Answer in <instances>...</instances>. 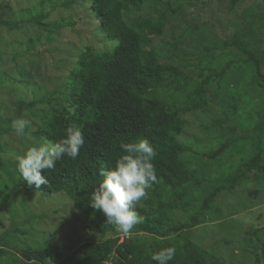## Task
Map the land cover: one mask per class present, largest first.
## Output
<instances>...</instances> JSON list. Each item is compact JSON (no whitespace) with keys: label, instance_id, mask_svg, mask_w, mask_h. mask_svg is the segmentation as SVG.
<instances>
[{"label":"trees","instance_id":"trees-1","mask_svg":"<svg viewBox=\"0 0 264 264\" xmlns=\"http://www.w3.org/2000/svg\"><path fill=\"white\" fill-rule=\"evenodd\" d=\"M226 2L227 10L235 11L243 0ZM145 7L148 11H144ZM179 8L173 0H89V10L99 23L102 39L112 46L102 51L92 44L84 47L70 68L66 90L61 92L62 100H55L56 106L38 114L40 125L33 131L42 142L55 143L65 136L69 126H79L85 143L75 160L63 156L54 170H42L48 185L39 188L29 185L19 175L17 164L16 171L18 182L38 191L42 197L65 193L85 226L97 237L80 242L58 256L62 249L59 246L55 258L47 243L22 248L11 244L6 235L19 231L16 223L0 235V264H156L152 254L172 245L177 251L169 264H229L195 243L190 231L205 214L224 217L216 201L221 192H232L248 177L264 183V112L244 137L252 141V155L238 164L226 165L215 176L200 173L183 161L190 148L177 139L184 126L179 114L209 109L223 77L236 62H239L237 69L249 70V84L264 90L261 69L264 13L255 5L244 8L241 26L224 37L214 35L211 39L208 30L196 23L179 29L178 33L170 29L167 34L165 27L177 16ZM35 22L44 26L39 17ZM165 33L167 38L155 45L154 38ZM199 36L202 41L198 40ZM188 38L200 47L201 57H206V62L194 72L187 70L189 63L166 59L167 51L173 54L180 45L192 48L185 44ZM213 81L218 86L210 93ZM36 103L20 100L15 116L3 121L4 125ZM140 138H147L156 149L153 163L157 180L137 205L145 221L132 232H144L148 236L137 240L134 236L120 237L115 226L108 224L104 215L91 206V196L102 180L100 169L114 167L124 154L121 143ZM232 141L222 143L208 157L218 161ZM218 165L223 164L218 161ZM1 170L5 172L0 155ZM256 192L254 189L250 195L256 197ZM172 209L185 212L189 220L175 222ZM251 228L248 227L241 241L259 250L254 256V264H259L264 259V241L257 233H264V221Z\"/></svg>","mask_w":264,"mask_h":264},{"label":"rangeland","instance_id":"rangeland-1","mask_svg":"<svg viewBox=\"0 0 264 264\" xmlns=\"http://www.w3.org/2000/svg\"><path fill=\"white\" fill-rule=\"evenodd\" d=\"M173 1L180 8L165 27L167 34L170 29L178 33L179 29L196 23L208 30L211 39L214 35L224 37L242 25L240 15L244 8L255 5L264 13V3L260 0H243L235 11L227 10L226 0ZM144 11H148V7ZM37 17L44 23L43 27L35 22ZM102 34L89 10V0H0V124L3 126L0 155L5 164V172L0 171V186L6 184L0 187V235L19 223V231L6 235L16 247L47 243L53 252L51 255L58 258L54 252L59 246L62 249L58 256L80 242L97 237L85 226L65 193L42 197L38 191L18 182L16 157L32 146L45 143L33 134L40 125L38 114L56 106L55 100H62L61 92L66 90L70 68L86 45L92 44L100 51L112 46L102 39ZM167 34L155 37L154 44H160ZM262 40L264 47V33ZM189 41L190 38L186 39L185 44L192 48L180 45L173 54L167 51L166 59L189 63L187 70L194 72L206 62V57L202 58L200 47ZM238 64L228 69L209 109L179 114L184 126L177 139L190 148L182 159L200 173L218 175L226 165L238 164L253 153L252 141L244 137L264 112V90L249 84V70L237 69ZM261 69L264 73V63ZM217 86V81L211 82L209 92H214ZM20 100L37 103L14 118L28 121L24 134L17 136L12 127L14 120L6 125L3 121L15 116ZM227 140H233V144L217 158L223 164L219 166L218 161L208 155ZM262 148L264 151V139ZM254 189L256 197L250 195ZM216 201L224 217L209 213L201 216L190 231V238L229 264H254L259 250L245 246L241 240L248 227L257 228L264 221V183L248 177L232 192H221ZM171 214L175 222L189 220L188 214L180 210L172 209ZM257 234L264 241V233ZM119 236H134L138 240L147 234L131 231L120 232ZM259 264H264V259Z\"/></svg>","mask_w":264,"mask_h":264},{"label":"clouds","instance_id":"clouds-1","mask_svg":"<svg viewBox=\"0 0 264 264\" xmlns=\"http://www.w3.org/2000/svg\"><path fill=\"white\" fill-rule=\"evenodd\" d=\"M28 121L17 118L12 127L17 136H22ZM85 143V136L79 126H69L65 136L55 143H43L28 148L16 157L19 175L29 184L39 188L48 185L42 170H54L56 162L63 156L75 160ZM123 153L114 167L101 168L102 180L92 192L91 206L101 211L108 224L116 230L128 234L136 225L142 224L145 217L137 211V204L148 195L156 182V168L153 163L157 152L147 138H140L120 145ZM176 247L166 246L152 254L156 264H169L176 255Z\"/></svg>","mask_w":264,"mask_h":264}]
</instances>
